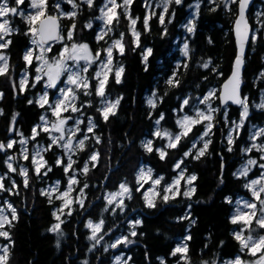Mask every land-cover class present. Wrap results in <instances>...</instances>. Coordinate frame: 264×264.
<instances>
[{"label": "trees", "instance_id": "trees-1", "mask_svg": "<svg viewBox=\"0 0 264 264\" xmlns=\"http://www.w3.org/2000/svg\"><path fill=\"white\" fill-rule=\"evenodd\" d=\"M103 1L93 0V6L89 7L84 0H73L77 5L73 8L68 0H47L49 12L54 9L53 3L59 2L64 11L76 13L74 18L59 16L62 31L66 34L75 24L70 42L87 43L93 54L100 52L102 55L111 38H121V33L124 34V52L116 55L123 68L121 82H116L112 69L105 87V95L118 98L120 103L115 114H109L105 120L98 111L100 97L96 95L94 79H91L90 95H84L82 88L77 90L78 102L83 103L84 111L95 125L84 149L80 150L81 159L86 160L92 151L99 153V156L96 161L87 162V174L82 171L83 167H78L81 170L75 188H83V205L76 203L60 218L63 223L59 231L63 235L49 231L56 222L53 215L55 203L50 202L47 195L41 194L46 183L55 179L65 181L64 163H56L55 151H45L47 163L39 175L30 156L24 161L15 159L13 165L16 171H9L7 156L18 151L14 148L0 151L2 183L5 189H11L0 191V198L7 199L17 212L12 226L6 225L10 240L0 237L9 248L7 264H112L113 250L109 245L121 232L130 236L131 230L137 233L131 235L133 243L126 249L132 264H220L222 260L237 254L245 261L253 258V255L241 250L240 241L235 238L237 224L232 223V199L248 194L246 180L238 176L236 170L246 156L244 150L251 143L250 124L264 122V109L253 108L243 126L239 129L233 127L232 132V122L240 118L239 105H229L225 114L219 109L206 137L211 142L199 159L194 158L198 151L190 150L187 157L184 153L189 151L200 135L201 124L193 125L188 135L176 142L175 148L164 147L167 153L164 159L156 151L163 139L153 142L151 152L146 150L143 142L145 138L153 137L154 125L159 117H163L160 122L165 129L174 133L179 131L177 112L181 99L186 97L188 100L185 105L188 110L198 95L205 94L214 86L220 88L222 81L230 74L236 54L232 25L237 16V2L230 3L226 8L221 0H200L191 21L193 31L188 32L190 7L195 0H181L180 4L173 0L164 15L163 24L159 18V6L154 11L155 15L150 16L147 30L144 18L148 10L144 0H133L129 14L137 20V44L123 8L118 10L119 22L113 21L107 26L112 31L101 35L103 39H97L99 7ZM257 3L264 4V0H253L249 14ZM11 18L15 31L6 36L11 43L3 49L8 55V70L6 75H0V143L3 144L17 131L26 137L31 136L34 126L47 110L46 105L41 106L36 100V95L41 91L39 87L29 89L27 85L21 91L20 72L31 69L28 84L33 75L32 65L27 66L23 58L30 46L29 24L20 15H11ZM262 19L264 22V14ZM249 21L253 29L250 18ZM88 24L91 27H87ZM178 42L188 44L187 56L183 55L181 43ZM148 49H151L150 54ZM208 61H211L208 68L202 67ZM263 68L264 29H261L255 41L251 40L248 45L241 75L242 98L246 95L250 102L258 98L263 83L256 77ZM170 78L178 80V85H169ZM52 92L53 88L50 94ZM149 93L156 99L155 107L146 101ZM11 124L14 125V133L8 136ZM229 133L233 137L231 145L228 143ZM96 137H99V143ZM39 139L35 137V140ZM199 146L202 149L204 143H199ZM230 147L231 151L228 150ZM178 161L185 174L196 176L193 181L195 192L190 198L183 195L184 184H181L177 193L165 201L161 189L154 198L155 207H148L136 179L139 167L145 165L150 168L153 173L163 177L161 184H164L175 174L174 166ZM20 164L28 169L27 187L24 186L25 178L20 175ZM80 165L79 162L73 167ZM121 182H126L131 191L130 198L128 196L123 200L122 209L108 204L105 198ZM85 184L88 187H84ZM135 218L140 223H135L132 229L130 220ZM88 220L103 221L97 233V239L102 237L99 244L89 239L92 234L87 227ZM250 226L247 229L249 235H264V228H260L255 221ZM182 239L187 246V260L182 259L179 253L172 254L175 245Z\"/></svg>", "mask_w": 264, "mask_h": 264}, {"label": "snow or ice", "instance_id": "snow-or-ice-1", "mask_svg": "<svg viewBox=\"0 0 264 264\" xmlns=\"http://www.w3.org/2000/svg\"><path fill=\"white\" fill-rule=\"evenodd\" d=\"M68 2L73 4V8L77 7V5L73 2V0H68ZM84 2L87 3L89 7L93 6V0H84ZM132 2H133V0H123L122 4H117L116 0H108V5H110V7L108 5H106L105 8H102L100 10L101 16L98 18L103 19L106 26H110L113 23V21L118 23L119 22V14L117 13L116 9L117 8H123L124 15L130 21V29L133 33V36L138 37L139 33L136 32V30H135V25L137 23V20L132 18L129 14V6L132 4ZM172 2H173V0H162L163 11L159 14L161 24L164 23V15H165V13L168 12L169 4ZM174 2L176 4H180L181 0H174ZM235 2H236V0H224L226 8H228V5L230 3H235ZM15 3L17 5V7H10L8 4V0H0V18H2V22H0V41H4L5 36L10 35L13 31H15L13 28L10 27V21L5 17H7L9 14H13V15L20 14L23 16V12H21L19 10V5L23 4L24 0H15ZM239 3H240V10H239V17L236 20V35H237V40H238L240 52L237 55L232 75L229 78L228 82L224 85L225 92L221 96L222 103H225L228 100H231L233 103L242 106L240 121H239V123H237L235 125V127L237 129H239L240 127L243 126L244 120L248 116V112H249V108H248V104H247V97L241 98V96L239 95V85L241 83V69H242V65H243L242 56H243L244 42L247 41V39H248V24H247V21L245 19V9L249 3V0H239ZM30 7L34 10V12L28 16H24V19L31 26L29 28V32L31 33V35L33 37L32 38V44L36 45L37 47H40L42 49V53H43L44 45L49 40L61 39V37L59 36V32H58V27H59L58 26V17L47 15V13H46L47 0H31ZM55 7L59 10L60 4L58 3ZM213 10H215V9H213ZM61 14L67 15L69 18H74L76 16L75 12L61 13ZM152 14L155 15V13H152ZM45 16H46V19H42V17H45ZM149 19H150V16H146L144 18L145 30L148 29ZM37 21H39V27L38 28L35 27ZM86 26L91 27V24H88ZM74 29H75V24H73L72 28H70L68 30L67 39L69 41H71L73 39V30ZM187 30H188V32L193 31V27L191 26V21L189 22V26L187 27ZM109 31H112V28L106 27L105 34H107V32H109ZM25 34L27 35L28 33H25ZM123 35L124 34L121 33L120 39L114 40L108 48L104 49V51L107 54V58L105 61L101 62L102 69L106 68V69H108V72L112 71L111 65L113 63V49L114 48H118L120 53L123 54V52H124V45L122 43ZM97 39L98 40L103 39V36H98ZM255 39H256V37H255V35H253L252 40L255 41ZM10 43H11V40H6L3 43H0V49L7 48ZM137 44H138V41H137ZM147 52H148V54H150L151 49H148ZM188 52H189L188 44L185 43L184 47L182 49V53L184 56H187ZM99 57H100V52H96L95 56H93L92 53L90 52L89 46L87 44L73 43L71 45L70 49L67 46H65L64 50L60 53V57L51 61V62L49 60L45 59L43 54L36 56L35 59L41 62L40 66L37 67L36 71H37V73L42 72L45 76H47V85H46L47 87H55L56 82H57V80H59L60 76L64 72H67L68 73L67 83L70 85H74L76 89H79L82 87L83 89H85L84 94L90 95L91 93H89L87 91V89L90 87L87 79L82 77L78 71H72V69L67 66L66 61L72 60L74 62H78L80 60H84V61H86L87 65H91L95 60L99 59ZM23 58L30 65L32 63V59H33L32 50L26 51ZM144 59H145V61L147 60V54L144 56ZM210 63H211V61L205 62L202 65V67L208 68ZM7 70H8V58L3 53H0V75H6ZM87 70H88L87 67L80 69V71H83V72H87ZM122 72H123L122 67L115 70V76H116V82L117 83L121 82ZM260 75H261V77H264V72H262ZM100 76H101V72L98 71L96 73V77L98 78L99 82H98V85L96 88V95L104 97L105 96V87H106L107 79H108V73L107 72L104 73L103 79H99ZM174 76H175V74H174ZM41 78L42 77L40 75L36 76L37 81H40ZM26 82H27V77L25 76V78L21 79V81H20L21 90L24 89ZM178 83H179V81L174 80L173 78H170L168 80V84L172 85V86H176V85H178ZM32 86L34 87L35 85H32ZM61 92H62L64 99L58 100L56 102V104L54 106H52L53 114L56 115L57 117H60L61 112L67 111L69 109V107L71 108V111H73V112L79 111V108H77L73 103L77 98L75 90L73 88H69L67 90L62 89ZM0 96H2V94H0ZM213 96H214V90L210 91L208 93V95H206L203 98L201 103L208 102ZM41 100H43L44 103L48 102L47 101V93H45L44 96L41 97ZM29 103H32V101H29ZM119 103H120L119 99L112 101V102H107L105 107L98 109V111H100L102 113L104 119L107 120L109 114H113V115L115 114V109L119 105ZM148 103L152 107L156 106L155 102L153 100H149ZM184 104L185 105L188 104V100H184ZM41 106H43V104H41ZM256 107L264 109V102H262L259 105H256ZM215 111L216 110L212 109L211 106L209 105L207 113L197 110L196 118L185 116L182 120L177 121V123L180 125L182 131L180 134H177L174 137L172 136L171 133H169L167 131H165L163 133L158 131L156 133V135L157 136L163 135L165 137H168L169 143H168L167 147L168 148H175L177 146L176 142H179L183 136H187L188 133L191 131V127L193 125L207 121V123L205 124V132L201 136V140H203V138L205 136L209 135V132H210L211 128L213 127V124H212L213 115H212V113ZM161 118H163V117H161ZM13 119H15V117H13ZM41 120H45V117L42 116ZM65 123H66V119H59L58 123L52 124V126H51L52 130L61 133V135L58 138L57 137L52 138V144H57L58 141H62L65 139V136H64V125H65ZM79 123H80V121H77V125ZM88 123H89V126H88L87 131L93 132L95 125L92 123L91 118L89 119ZM156 123L159 124V120H157ZM44 131H49V129L47 127H45ZM76 131H79L78 127H77V129H75L72 132V135L68 137L67 142L64 143L63 145H61L65 149L66 153L73 151V143L72 142H73V139L75 137ZM36 135H38V132L34 128L33 129V138H35ZM260 136H264V128L255 132L251 138L253 140H255L257 137H260ZM86 139H88V137L85 135L84 139H80L74 147L79 148L80 150H83L84 146H85V140ZM96 142L97 143L100 142L99 137H96ZM210 142L211 141H205L204 142L203 148L198 150L196 156L194 157L195 159H199L201 156H203L205 154ZM13 143L14 142L11 140H9L7 145L0 143V151H4V150H6V148H9V149L12 148ZM20 143L26 144L27 141L22 139L20 141ZM228 143H229V145H231L233 143V137H232L231 133H229V136H228ZM144 146H145L147 151H149V152L153 151L152 141L149 140L147 142V144H145ZM49 147H51V145ZM195 147H196V145L193 144V148H195ZM252 148H256L258 151L264 152V144L258 146L254 143L252 145ZM252 148L245 149L244 151L250 152L252 150ZM42 150L46 151L47 149H42ZM228 150L231 151L232 150L231 147ZM40 151L41 150H38L36 152V154L33 155V157H32L33 164L38 165L36 167L37 175L40 174L41 168H44L46 166V163H47L46 161L43 160V157L40 156ZM156 151L159 152L161 159L165 158L167 153L164 149H156ZM184 155H185V157L189 156L190 151L185 152ZM98 156H99V153H93L90 157V160L96 161L98 159ZM37 157H39V161L37 160ZM27 158L28 157L26 155V150H25V159H27ZM12 159H13V157H8V161H11ZM261 159H264V156H262ZM8 161H6V163H7L9 171H13V172L16 171V169L13 168V165L11 163H8ZM56 163L58 165H60L62 163V161L60 159H57ZM73 163H74V161H72L71 156H69L68 164L65 167L66 173L71 169ZM256 163H257V161L251 160V159H249L247 162L248 165H255ZM94 166L95 165H93V167ZM175 167L179 168L180 163H177V165ZM260 167L264 168V164H261ZM47 170L51 171L50 168H48ZM82 171L84 172V174H87V172L89 171V167H88L87 162L85 163ZM248 171H249V168L246 166L238 175L246 176ZM27 173H28V169L22 167L20 170V175H22L25 178L24 179V186L25 187L28 186ZM44 174L46 175L47 173L45 172ZM146 175L149 179H151V170H149L148 173H145L143 170H141L139 176L137 177V182L139 183L140 179L144 178ZM180 176L183 177V172H181ZM162 179H163V177H160L159 179H153L152 180L153 187L155 188L156 185L160 184V181ZM2 180H3V177H0V181H2ZM195 180H196L195 175L187 177V182L189 185H191V183ZM76 183H77V180L75 179V177L74 176L70 177L69 178V187H68L67 191L61 193L56 198L62 199L64 197H68L69 193H71L73 190L72 185H74ZM178 184H179V179H176L173 181V185H178ZM173 185H169L168 187H165V189H164L165 195L163 197L165 201L168 200V198H169L168 194L170 192H172V194H175L176 191H178V189L174 188ZM256 185H260V187L257 188ZM15 187H16V184H15V181H13V188H15ZM84 187H88V185L85 184ZM245 187L249 188L252 191L253 197H255L256 200L259 201V205H260V207L258 209L259 215L257 214V205L255 203L245 202L244 207L251 209L252 210L251 213L250 214L244 213L238 209L237 215L232 217V223H237L239 221H243V223L247 227V226H250L252 220L255 218L256 224L260 228H264V199H261V194H264V173H262L261 179L253 180V181H251V183L245 185ZM120 190H121L120 192L110 194L111 198H108V204L111 205L113 203V200L115 199V197L121 196L124 194H127L130 198V195H131L130 190L128 189V187L125 184L120 185ZM137 190H139V189H137ZM0 191H11V189H5L4 184L2 182H0ZM81 192H83V189H81ZM194 192H195V189L190 188L188 191H185L183 193V195L188 196L190 198ZM41 194L50 196V194L45 192V191H42ZM157 194L158 193L154 192L153 196H155ZM144 195H145V200H146L147 206L148 207H155L154 199H150L148 197L147 192H145ZM50 202H51V196H50ZM76 202L83 205L82 200H78ZM4 203L7 205V208L11 211V219H9V217L4 214L5 208L0 207V237H4L5 239L10 240V234L8 231L4 230V227H5V225H8V227L12 226V221L17 219V212H16V209L9 202L5 201ZM71 203H72L71 200L65 199L64 204L62 205V208L59 209L58 211H62L63 207L69 206ZM117 207H121V209H122V201L117 205ZM114 210L115 209H113V211ZM70 214L71 213L69 212V215ZM53 215L55 216L57 221H59V223L52 225V227L49 229V231L57 232L60 235H63V233L59 231L60 230V224L63 223V221L60 219V216L57 215L56 212H54ZM139 223H140V221H136V224H139ZM102 224H103V221H100L99 223H96V224H93L92 221H89L87 224V227L92 229V235L89 237V239L95 240L97 244H99L100 239H102V237L97 239V232L101 228ZM136 234L137 233L135 231L131 232L132 236H135ZM235 238L238 241H240L242 251L244 249H248L249 252L253 256H255L257 253H261L259 258L253 262H250V264H264V235H261L258 238H254L252 235H248L247 237H245V236H243V231H241V232L235 233ZM121 243H124L125 245H127V244L133 243V241L129 240L127 237H120L117 239V241L114 244L111 245V247L115 248L118 244H121ZM0 253H2V254H0V264H7V261L9 258L8 246L5 245V246L0 247ZM177 253H184L185 255L182 256V259L187 260V257H186L187 246L186 245L178 246L176 249H174L172 254L176 255ZM116 259H117V261H119L120 257H117ZM125 264H126V262H125ZM229 264H244V262H242L241 259L239 257H237L234 262H229Z\"/></svg>", "mask_w": 264, "mask_h": 264}, {"label": "rangeland", "instance_id": "rangeland-1", "mask_svg": "<svg viewBox=\"0 0 264 264\" xmlns=\"http://www.w3.org/2000/svg\"><path fill=\"white\" fill-rule=\"evenodd\" d=\"M209 1L215 2V1H218V0H209ZM221 1L224 2V0H221ZM116 2H117V4H122L123 0H116ZM199 2H200V0H195L193 5L190 7V15L188 17V22L193 20V14L196 12V10L198 8V5H199ZM236 2H237V0H236ZM58 3L59 2H54L53 3L54 9L53 10L51 9L52 12H49L48 9H47L46 13L54 15V16H58V17L59 16H65V15H62L61 13H69L68 11H64L61 6H60V9L58 10L55 7ZM144 3H145V5L147 7V10H148L147 16H151L152 13H154L155 9H157L159 6L161 7V10H160L159 14L163 11L162 0H144ZM8 4H9L10 7H17V5L15 3V0H8ZM30 4H31V0H24V3L19 5V10L21 12H23V16L20 15V14H16V15H20V16L24 17V16H28V15L32 14L34 12V10L30 7ZM106 5H108V0H104L102 5L99 7V17L101 16V11L100 10L102 8H105ZM108 6L110 7V5H108ZM118 10H119V8L116 9L117 13H118ZM263 14H264V4H262V3H257L253 7L252 13H250V14L248 13V16L251 19V22H252V25H253V35H255L256 38H257V35H258V31L261 30V29L262 30L264 29V25H263L264 22H263V19H262V15ZM11 15H13V14H9L5 18H7L10 21V27L12 28ZM0 22H2V18H0ZM30 27L31 26L29 25V28ZM35 27H37V23H36ZM106 27L107 26L105 25L104 20L103 19H99V29H98V35L99 36L105 34ZM67 35H68V32L66 34H64L63 31H62L61 35H60L61 39H59L57 42H55L53 44H45L44 45V50H43V53H42V49L40 47H37L36 45L32 44V38L33 37H32V35L30 33V46L25 50L24 55H25L26 51H28V50H32V52H33V59H32V63L30 64V65H32V71H33L32 80H30V82L28 84V77H29V73L31 71V69L28 68V69H25V70L20 72L19 84H20L21 79L25 78V76H26L27 77V82H26V84L24 86V89L27 87V85H28L29 89H33V88L39 87L41 89V91H39V93L37 92L38 94L36 95V100L40 104L46 105L47 106V110H46V112L44 114H42V116L45 117V120H41V118H40L39 123L34 126V128L38 132V135H36L35 137H40V139L39 140H35V138H33V132H32V135L29 136V137L24 136L19 131L15 132L14 135L11 138H9V140L14 142L12 148L16 149L18 151V153L16 152V154H9L7 156V159H6V161H8V157H13V159L11 161H8V163H11L12 165H13V161L15 159L24 161V160H26L25 159V150H26V155H27V157L30 156V160L32 162L33 155H35L38 150H41L40 151V156H42L43 160L46 161L45 160V155H44L45 151L42 150V149H47V150L52 149V150L55 151V155H56L57 159H60L62 161V163H64V173L66 174L65 181L61 182L58 179L52 180V181L46 183L43 186L42 191H45V192L50 194L51 200L55 203L54 204V208H53V213L56 212L57 215L60 216V218L67 211H69V210H71L73 208V206L77 203L76 201L83 199L84 191L81 192V189H83L81 187L75 188L76 184H77L76 183V184L72 185L73 190H72L71 193H69L68 197H64L62 199H57L56 197L59 196L61 193L67 191V189L69 187V178L70 177L74 176L76 180L78 179V175H79V172H80L81 168L82 167L84 168L85 163L90 160L91 155L93 153H96L95 151H92L90 156L86 160L85 159H81L80 149L74 147L78 143V141L80 139H84L85 135L88 137V139L91 137L90 136V132L87 131L88 126H89L88 122H89V119L91 117L87 114V112L84 111L83 103L80 104L78 102L79 101V91H77L78 89H76L74 85H70V84L67 83L68 73L64 72L60 76L59 80H57V82H56V86L55 87H47L46 86L47 85V76H45L42 72L41 73H37V71H36L37 67H39L40 64H41L40 61L35 59L36 56H39V55L43 54L45 59H47V60H49L51 62V61H53V60H55V59L60 57V53L64 50L65 46H67L69 49L71 48V45L73 44V42L68 41ZM137 38L138 37H135L136 42H137ZM117 39H120V37L111 38L104 49L108 48L112 44V42L114 40H117ZM182 39H184V38H182ZM6 40L7 39H6V36H5L4 37V41H6ZM4 41H0V43H3ZM122 43H123V41H122ZM179 43H181V46H182V49H183L184 45H182V44H184V42H178V44ZM56 44H58V45L56 46ZM79 44H87V43L83 42V43H79ZM89 50L92 53V55L95 56V54H93L90 46H89ZM0 53H3L8 58L7 53L3 49H0ZM119 53H120V51H119L118 48H114L113 49V63L111 65V68L114 69V71L121 67V65L118 63V58L116 56ZM106 58H107V54L104 51V53L102 55L100 54L99 59L95 60L91 65H87L86 61H84V60H80L78 62H74L72 60H67L66 64H67V66L69 68L72 69V71H78L79 74L82 77L86 78L88 83H89V85H90V87H91V79H94V81H95L94 84H95V89H96L97 85H98V82H99L98 78L96 77V73L98 71L101 72V76H100L99 79H103L104 78V73L105 72L109 73L108 69H106V68L102 69V67H101V62L105 61ZM26 65L29 66V64L27 62H26ZM84 67L88 68L87 72L80 71V69H82ZM262 72H264V68L261 70V72L256 77L258 80H261L262 83H263L262 88L258 92V98L256 100H252V102H250L248 100V98H247V104H248V108H249L248 115H250V113H251L253 108L255 110H262L261 108H257L256 107V105H259L262 102H264V77H261V75H260ZM37 75H40L42 77L40 81L36 80V76ZM32 85H35V86L33 87ZM51 88H53L52 94H50V89ZM69 88H73L75 90V92H76V97L77 98H76V100L73 103H74V105L77 108H79V111L73 112V111H71V108L69 107V109L67 111H62L61 112L60 117H57L56 115L53 114L52 106H54L58 100L64 99L61 90L62 89L67 90ZM89 88L87 89V91L90 93ZM23 90H21V91H23ZM213 90H214V96L208 102L201 103L203 98L206 95H208V93L210 91H213ZM218 91H219V88L216 87V86L209 88L205 94L197 96L196 100H194L189 105L188 110H186L185 104H184V100H186V97L182 98L181 102H180L181 103V107H180V109L177 112V121L182 120L185 116L196 118L197 110L207 113L209 105L211 106L212 109L216 110L215 112L212 113L213 118H214L215 113L217 111H219V103L216 104V99L218 98ZM84 92H85V89L82 88V93L84 94ZM45 93H47V101H48L47 103H44V101L41 100V97L44 96ZM99 97H100V100H98V101L100 102V108L105 107L107 102H112V101H115V100L118 99V98H111V97H109L107 95H105L104 97H101V96H99ZM244 97H247V96L245 95ZM149 100H153L154 102H156V99H155V97L153 96L152 93H149L146 96L147 103H148ZM85 103H89V102L86 101ZM227 109H228V106H225V108L222 110V113L225 114L227 112ZM239 111H240V118H241V112H242V106L241 105H239ZM240 118L232 122L231 130H230L231 132L235 128V125L237 123H239ZM59 119H66V123L64 125V136H65V139L62 140V141H58L57 144H52V138L53 137H57L58 138L61 135L60 132L52 130V127H51L53 123H58ZM160 119H161V117H159L157 119V120H159V124H157L155 122L154 130H153V137H148V138H145L143 140V142L145 144H147V142L149 140L152 141V144H153V142L156 139H163L162 143L157 145V149H163L169 143V138L168 137H165L163 135H161V136H157L156 135V133L158 131L161 132V133L167 131V132L171 133L173 137L175 135H177V134H180L181 131H182V129H181V127H180V125L178 123L177 124L179 126V131H177L175 133L165 129V127L162 126V124L160 122ZM77 121H80V123L78 125H77ZM92 123H93V121H92ZM206 123H207V121L199 123V124H201V129H202L201 133L193 141L189 151L190 150H194V151L200 150L199 143H204L205 141H207L206 140L207 136H205L203 138V140H201V136L205 132V124ZM45 127H47L49 129V131H44ZM77 127L79 128V131H76L75 137H74L73 142H72L73 143V151L66 153L65 149L61 145H63L64 143L67 142L68 137L72 135V132L75 129H77ZM262 128H264V122L263 123H255V124L251 123L250 124V135H251V137L253 136V134L255 132L259 131ZM41 133H44V134H41ZM22 139L27 141V143L26 144H21L20 141ZM88 139L85 140V143H86V141ZM9 140L7 141V143L9 142ZM7 143L5 145H7ZM254 143L256 145H258V146L264 144V136L257 137L255 140H253L251 138V143L249 144V146L246 149L252 148V145ZM193 144L196 145L195 148H193ZM50 145H51V147H49ZM253 151L255 153H252ZM245 155L246 156L244 157V160L242 161V163L239 165V167L236 170V174L238 175L247 166L249 168V171L247 172L246 176H242L246 180L245 185H247V184L251 183V181H253V180L261 179V175H262V173H264V168H261L260 165L264 164V159H261V157L264 156V152L258 151L256 148H252V150L250 152L249 151H245ZM69 156H71V159H72V161H74V163L72 164L71 169L66 173L65 172V167L68 164ZM249 159L255 160V161H257V163L255 165H248L247 162H248ZM37 160L39 161V157H37ZM79 162L81 163L80 166L73 167V165L75 166V164L79 163ZM177 163H180V161L176 162L175 166L177 165ZM33 165H34L35 169L38 166V165H35V164H33ZM175 166H174L175 174L172 176V178L169 179L164 184H161V181H160V184L156 185L155 188L153 187L152 180L153 179H159L161 176L153 173V171L150 168H148L147 166H145V165H141L139 167V169L137 171V174H136V179L139 176L141 170H143L145 173H148V171L151 170V179H149L147 177V175H146L144 178H141L139 183H138L139 187L140 186L142 187V193H143L142 195L144 196V199H145V195H144L145 192L148 193V197L150 199H154L155 198L156 195L153 196L154 192L158 193L162 189L163 193H164L165 187H168L169 185H173V181L176 180V179H179V184L178 185H173L174 188L179 189L181 184H184V191H188L190 188H193V182L191 183V185H189L188 182H187V177L192 176L193 174H185L184 170L181 167V164H180L179 168H176ZM22 167L25 168L23 166V164H20V170H21ZM78 167H81V168H78ZM13 168H14V165H13ZM41 171L43 172L44 168H41ZM181 172H183V177L180 176ZM238 176H240V175H238ZM0 177H2V173H0ZM0 182H2V181H0ZM121 184H125L128 187V189L130 190L129 185L126 182H121L114 191L109 192V193L106 194L105 198H106L107 201H108V198H111L110 194L117 193V192L121 191L120 190V185ZM256 187L259 188L260 185H256ZM246 189L248 191V194H242V195H237V196L233 197L232 200H233V203H234V209L232 211L231 217L237 215V210L238 209L241 212H244V213H248V214L251 213V211H252L251 209H248V208L244 207V203L245 202L255 203L257 205V214L259 215V212H258V209L260 207L259 201L256 200L255 197H253L252 191L249 188L246 187ZM130 193H131V191H130ZM176 193H177V191H176ZM175 194H172V192H170L168 195L172 196V195H175ZM164 195H165V193H164ZM47 196L50 198L49 195H47ZM126 197H128L127 194L115 197V199L113 200V203L111 205L113 207H116L121 201L123 202V200ZM65 199L71 200L72 203L69 206L63 207L62 211H58L59 209L62 208V205L64 204V200ZM261 199H264V194H261ZM5 201H7V199H5V198L1 199L0 198V207H4L5 208L4 214L6 216H8L9 219H11V211L7 208V205L4 203ZM89 221H92L93 224H96V223L100 222V221L88 220L87 224H88ZM136 221H137L136 218L133 219V220H130V225L132 226V229L134 228V225H135ZM252 221H255V218ZM56 223H59V221H57V219H56L55 224ZM236 224L237 225H236L235 233L243 231V236L247 237L249 235V233L247 232V229L248 228L250 229L252 226H247L246 227L245 224L243 223V221H239ZM100 229H99V231H100ZM4 230L7 231L6 230V225L4 227ZM89 230H90V232L92 234V229L89 228ZM131 232H132V230H131ZM259 236H261V235H259ZM259 236H253V237L254 238H258ZM120 237H127L129 240L133 241V239L131 238V234L129 236L125 232L119 233L113 239V241L109 245V247L113 250L112 264H125V262H126V264H132L131 261H130V258H129V254H128L127 250H126L132 243L131 244H127V245H125L124 243H121V244H118L115 248L111 247V245L114 244L117 241V239L120 238ZM5 245H7V242L6 241H1V239H0V247L5 246ZM183 245H186V242H185V240L182 239V240L178 241V243L175 245L174 249H176L178 246H183ZM174 249H173V251H174ZM244 251L246 253H248V254H251L248 249H244ZM0 254H2V253H0ZM179 254H180V257L184 256V253H179ZM260 255H261V253H257L255 256H253V258H249V259H247V261H245V260H243V258H242V256L240 254H237L234 257L226 258V259L222 260L220 262V264H229V262H234L237 257H239L241 259V261L244 262V264H250V262H253V261L257 260ZM117 257H120L119 261H117V259H116Z\"/></svg>", "mask_w": 264, "mask_h": 264}, {"label": "water", "instance_id": "water-1", "mask_svg": "<svg viewBox=\"0 0 264 264\" xmlns=\"http://www.w3.org/2000/svg\"><path fill=\"white\" fill-rule=\"evenodd\" d=\"M253 4V0H249V3L245 9V19L247 21V24H248V39L247 41L244 42V49H243V56H242V59H243V65H242V69H241V75H242V71L244 69V64H245V56L247 54V49H248V45L250 43V41L252 40V36H253V29H252V26L250 24V21H249V16H248V13H249V9L251 8ZM239 10H240V3H239V0H237V16L233 22V25H232V33H233V37H234V42H235V46H236V54H235V58L233 60V64H232V68H231V72L230 74L222 81L221 85H220V88H219V93H218V101H219V109L222 111L225 106H229V105H236L235 103H233L231 100H228L227 102L225 103H222L221 101V96L222 94L225 92V88H224V85L228 82L229 78L231 77L232 75V72H233V68H234V64H235V61H236V58H237V55L239 54L240 52V49H239V45H238V40H237V35H236V20L238 19L239 17ZM47 15H51V14H47ZM51 16H54V15H51ZM57 17V16H56ZM42 19H46V16L45 17H42ZM58 32H59V36L61 35V31H62V24H61V21L60 19L58 18ZM39 27V21L37 22V28ZM58 40H49L46 44H53L55 42H57ZM239 95L241 96L242 98V94H241V83L239 85ZM14 133V125L11 124L10 125V129H9V132H8V136H11L12 134Z\"/></svg>", "mask_w": 264, "mask_h": 264}]
</instances>
